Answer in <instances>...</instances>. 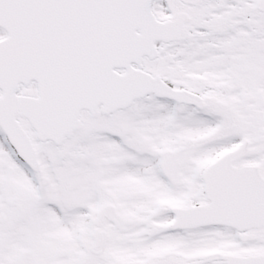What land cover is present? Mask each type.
I'll return each mask as SVG.
<instances>
[{
  "label": "snow or ice",
  "instance_id": "snow-or-ice-1",
  "mask_svg": "<svg viewBox=\"0 0 264 264\" xmlns=\"http://www.w3.org/2000/svg\"><path fill=\"white\" fill-rule=\"evenodd\" d=\"M0 264H264V0H0Z\"/></svg>",
  "mask_w": 264,
  "mask_h": 264
}]
</instances>
